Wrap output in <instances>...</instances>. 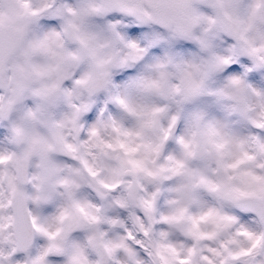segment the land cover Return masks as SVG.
<instances>
[{"label":"clouds","instance_id":"obj_1","mask_svg":"<svg viewBox=\"0 0 264 264\" xmlns=\"http://www.w3.org/2000/svg\"><path fill=\"white\" fill-rule=\"evenodd\" d=\"M0 264H264V0H0Z\"/></svg>","mask_w":264,"mask_h":264}]
</instances>
